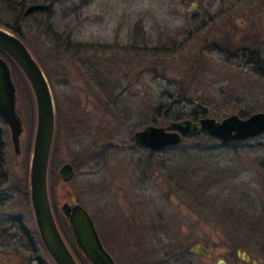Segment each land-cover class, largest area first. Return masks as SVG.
<instances>
[{"label":"rangeland","instance_id":"374dc122","mask_svg":"<svg viewBox=\"0 0 264 264\" xmlns=\"http://www.w3.org/2000/svg\"><path fill=\"white\" fill-rule=\"evenodd\" d=\"M189 1L0 0V27L17 33L51 89L48 195L79 264L89 262L72 247L61 213L71 200L89 214L115 264H176L174 255L186 264H264L263 243L244 240L248 230L264 229V134L221 148L205 139L178 145H207L223 172L218 177L212 162L198 167L179 150L151 152L133 143L145 127L170 124L162 120L165 109L203 108L216 121L264 113V15L241 7L196 18ZM0 57L23 126L16 155L0 119V264H55L29 196L33 96L14 62L1 50ZM67 163L74 177L64 183L59 169ZM196 245L212 259L192 253Z\"/></svg>","mask_w":264,"mask_h":264},{"label":"water","instance_id":"95a60500","mask_svg":"<svg viewBox=\"0 0 264 264\" xmlns=\"http://www.w3.org/2000/svg\"><path fill=\"white\" fill-rule=\"evenodd\" d=\"M0 50L19 68L34 100L36 126L29 166V196L39 238L55 264H78L56 225L48 195V166L55 130V109L50 86L22 40L1 27ZM0 119L8 127L13 151L18 155L23 126L16 111V89L10 69L1 57ZM188 134H206L226 144L253 139L264 134V113H255L245 119L232 115L221 121L210 118H202L196 122L184 119L171 122L166 127L147 126L134 133L133 143L151 152H160L178 146L182 137ZM59 177L64 183L70 182L74 177L73 167L68 163L62 165ZM61 213L72 233L76 248L90 264H115L103 248L84 208L78 204H72L71 207L64 204ZM192 253L205 260L212 259L201 245L194 246ZM245 260L248 261V258ZM216 264L227 263L217 260Z\"/></svg>","mask_w":264,"mask_h":264},{"label":"trees","instance_id":"16d2710c","mask_svg":"<svg viewBox=\"0 0 264 264\" xmlns=\"http://www.w3.org/2000/svg\"><path fill=\"white\" fill-rule=\"evenodd\" d=\"M13 34L15 36L18 37L17 33L16 32H13ZM19 38V37H18ZM255 59L252 61V63L254 64L255 62L258 61V63H256L257 65H261V62L263 60H261L259 57H254ZM15 64V63H14ZM16 65V64H15ZM18 68V67H17ZM19 69V68H18ZM21 72V71H20ZM22 74V73H21ZM23 76V74H22ZM24 77V76H23ZM25 78V77H24ZM26 80V79H25ZM27 82V81H26ZM28 84V83H27ZM29 86V85H28ZM156 113L159 114L160 113V109L156 110ZM253 113H255V111H252V110H249L248 112L246 113H242L240 112L238 114V116L242 119H245V118H248L250 115H252ZM164 115H165V118H163L162 120H166V121H169L170 123L171 122H177V121H180V120H184V119H188V120H191V121H198L199 119H202V118H206L207 116V111L204 110L203 108H198V109H194L188 113H172L170 112V110L168 109H165L164 111ZM155 120H152V122H154ZM202 139H205V140H210V142H212L213 144H215V146L217 148H221V147H227L228 145H230V143H234V142H230V143H223L221 142L220 140H217V139H212L210 137H208L206 134H202L200 136H194L193 134H188V135H184L182 137V142L183 141H186V142H191V141H195V140H202ZM140 147V146H139ZM142 148V147H140ZM3 146L0 142V160H1V157H2V152H3ZM176 150H179L181 152L182 155H186L188 156L190 159H193L194 161L196 162H199V164L197 163V166L200 167V166H211L212 164L215 165V170L212 169L210 172L213 173V174H216L217 177L218 175L220 176L221 174H223V172L219 171L218 169V163H214L213 161V150L208 148L207 145H202V144H198L196 146H194L193 148H190V150H188V148L186 146H176V147H173V148H169V149H166L164 151H176ZM211 160V161H210ZM212 162V163H211ZM50 163H51V159L49 160V166H48V177L51 178V173H53L50 169ZM211 163V165H210ZM209 168V167H208ZM219 171V172H218ZM65 220V218H64ZM66 222V220H65ZM67 223V222H66ZM68 226V224H67ZM69 228V227H68ZM70 230V229H69ZM262 230V229H261ZM264 230V229H263ZM260 231L259 229V233H255V234H251L249 232H252L251 230H248V232H246L248 235H244V240H255V238L258 239V241H260V243L262 242L263 245H264V232ZM71 232V231H70ZM263 232V233H262ZM253 233V232H252ZM72 234V233H71ZM245 234V233H244ZM256 236V237H254ZM258 236V237H257ZM63 238V237H62ZM73 238V237H72ZM64 240V239H63ZM74 241V240H73ZM64 242L66 243V241L64 240ZM67 245V243H66ZM67 247L69 248V250L71 251V248L69 247V245H67ZM72 247H75V243H74V246L72 245ZM78 250V249H77ZM174 250H176V248H173V247H169L168 248V252H175ZM79 251V250H78ZM72 253V251H71ZM73 255V253H72ZM74 256V255H73ZM75 258V257H74ZM184 257H182L181 259H179L177 257V255H174L173 259H170L169 261H172L173 262H176V264L180 261L183 260ZM77 261V260H76ZM183 263H187L186 261H182ZM78 263V262H77ZM79 264V263H78ZM90 264V263H89Z\"/></svg>","mask_w":264,"mask_h":264},{"label":"flooded vegetation","instance_id":"af4514ba","mask_svg":"<svg viewBox=\"0 0 264 264\" xmlns=\"http://www.w3.org/2000/svg\"><path fill=\"white\" fill-rule=\"evenodd\" d=\"M180 2L182 4H185L187 0H180ZM241 7L242 8L246 7L248 13L264 15V0H190L188 5V10L192 15L198 18V16L200 15L208 16L210 14L213 15L229 14L231 12L239 10ZM64 204H68L70 207L72 206L71 202L69 203L66 202ZM110 255L111 254H109V256Z\"/></svg>","mask_w":264,"mask_h":264}]
</instances>
